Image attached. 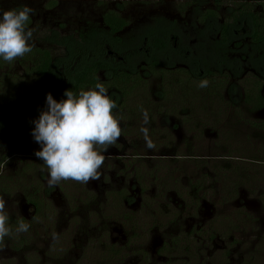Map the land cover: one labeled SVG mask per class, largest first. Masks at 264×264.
I'll return each mask as SVG.
<instances>
[{"label":"rangeland","instance_id":"1","mask_svg":"<svg viewBox=\"0 0 264 264\" xmlns=\"http://www.w3.org/2000/svg\"><path fill=\"white\" fill-rule=\"evenodd\" d=\"M261 1L195 0L194 3L186 4L179 0H0V11L24 6L33 10L26 25V29L32 31V39L27 43L32 50L46 49L54 62L53 77L42 82L32 71L36 58L30 52L11 62L0 60V201H3L7 213L6 226L11 229L9 235L0 239V264H165L166 259L179 258L181 248L169 246L170 253L179 254L175 253L173 258L172 255L168 257L170 253L158 254V249L163 242H167L168 234L174 237L181 233V227H186L192 217L206 223L199 237L202 243L196 245L205 257L204 263L240 264V261L249 257L256 259L258 255L264 260V199L258 202V195L264 194V180L259 183L260 189L254 195L241 189L237 198L228 203L221 202L219 187L212 186L205 200L196 207L192 202L185 203L183 195H175L173 181H153L149 177L145 195H156L155 202L158 204L151 208L158 209L155 211L157 213L159 210L165 211L164 206L170 204L172 209L183 213L173 225L167 223L169 217L155 214L153 223L144 212L137 213L141 218L137 221L133 241L128 242L127 227L124 229L120 226V221L123 209L128 210L129 204L125 201L122 206L115 204L118 209L109 199H104L101 192L102 187L118 190L128 186L119 182L121 162L112 163L104 159L97 178L90 179L86 184L68 179L49 185L47 168L34 155V151L39 150L30 135L34 125H18V115L25 119L20 111L13 120L17 109H29L44 98V89L52 90L53 98L63 97V92L70 89L69 79L65 77L66 74L61 77L64 73L61 70L69 69L70 63L67 61L71 54L76 53L75 49L81 51L75 64L76 70L99 58L104 59L101 56L108 55V51L120 54L128 47L140 46L142 41L145 44L141 50L134 52L135 57L130 60V66L137 67L154 55L163 65L192 68L198 65V59L206 57V60L208 56L216 59L210 43V40L213 42L216 39V32L210 33L207 40L197 36L198 30L204 27L198 21L205 9H214L216 12L217 19L206 24L212 29L217 28V20L223 19L233 5L240 2L259 5ZM108 10L118 13L127 21L126 28L118 34L119 43L109 38L102 23V15ZM246 28H249V22L240 20L231 29L232 39H241ZM99 37L106 39L110 45L103 52L105 55L99 54ZM154 38L163 40V50L150 49L149 44ZM173 43L175 48H172ZM200 43L204 44L203 49ZM247 54L248 57L239 60L243 75L248 76L253 71L264 74V64L261 65L264 58L256 57L255 52L252 56ZM216 61L210 62V67H220V61ZM227 78L231 83L232 79L229 76ZM239 83V87L231 92L228 87L220 90L221 100L215 98L200 106L196 102L197 98H194L195 101L189 102L187 107L182 104L186 112L193 110V114H190L193 117H188L187 129L192 127L193 120L200 123L197 128L199 132L194 130L185 135L183 129L186 127L179 120L183 110L178 107L177 100H180L181 95L189 96L175 89L177 85H174V77L170 74L161 81L155 76H148L144 86H138L130 96V101L126 102H131L137 108L133 130L138 138L133 136L131 141H124L119 136L116 142L123 146L124 142L126 146L129 143L135 145L132 151L148 154L144 164H158L162 166L158 172L162 178L172 173L181 182L185 177H197L206 167L203 162H230L243 156L264 158V109L252 110V104L245 103L243 90L246 86L241 81ZM189 84L188 80L183 82V86ZM169 90L174 93L170 94ZM160 93L166 96L165 101H161ZM108 95L116 104L118 97ZM158 105L181 114L172 116V119L163 118L155 112ZM199 106L201 108H195ZM112 111L119 125H122V118L117 117L120 112ZM145 113L147 123H144ZM176 124L180 127L172 133V126ZM148 129H165L148 141L152 144L151 148L141 142L147 136ZM126 146L121 148L120 154H130L131 149ZM190 154L198 158L191 160ZM131 180L136 184V180ZM224 185L228 190L230 183ZM208 186L205 184V188ZM33 200H39L44 206L38 213L34 212L29 202ZM133 201L131 199L130 203ZM240 202L247 209L246 215L235 212ZM255 206L258 207L256 210L251 209ZM104 218H108V223L106 230L101 231L99 221ZM213 219H216L214 224ZM20 222L29 225L26 232L15 231ZM211 228H216L217 237L208 242L207 232ZM122 237L126 238L122 240ZM231 240L234 242L231 243ZM20 242L22 244H18ZM202 254L199 258H202ZM187 263L201 264L192 257Z\"/></svg>","mask_w":264,"mask_h":264},{"label":"trees","instance_id":"2","mask_svg":"<svg viewBox=\"0 0 264 264\" xmlns=\"http://www.w3.org/2000/svg\"><path fill=\"white\" fill-rule=\"evenodd\" d=\"M259 5H253L251 3H243L239 4L237 8L233 11H230L231 13L226 16L225 22L222 24L221 30L224 31V36H226V30H229L231 23H235L236 20L241 19V17L246 16L248 21L250 22V30H251V41L254 46H260L261 43L263 45V52H264V0L258 3ZM259 7L257 10L255 7ZM257 7V8H258ZM216 16V12L211 10H206L203 15L202 19H207L208 17ZM29 23V20L27 24ZM102 23L107 28L106 34L109 36V38L116 40V34L118 31H120L125 25L126 21L116 12L108 10L102 15ZM109 44L106 41V39L99 37V54H104L106 50L109 48ZM156 46L159 47V44L157 43ZM76 53L71 54L68 64L69 69H63L61 70L62 73L61 77H63L65 74V77L69 79L70 84V90H72L74 93H78L82 88L87 90L89 87H93L95 83L99 82V71L104 70L106 75V81L104 85L108 88L115 89L120 96H122L123 101L125 102L127 100L128 96H131L136 88L140 86L141 82L145 83V80H143L142 76L140 75V72L137 70H131L128 69L125 71L123 68H120V66H114L111 63L108 64L107 61H92L89 62L82 67H80L78 70L75 69V64L78 62L77 57L80 56V50L75 49ZM109 52V51H108ZM34 58H36L35 63L33 65L32 71L37 74V76L41 79V81H47L48 79L53 77L54 73V62L51 58L49 52L46 49H31L30 53ZM105 55V54H104ZM107 56V55H105ZM100 59V58H99ZM114 58L111 59V62ZM72 61V63L70 62ZM159 63L156 59L152 60L151 63H149L146 67L149 70L150 76H155L157 79L162 80V78L168 76L167 71L164 70L162 67H159ZM158 67V68H157ZM72 69V70H71ZM67 72V73H66ZM188 75H191L190 73H187ZM187 75V76H188ZM187 76L184 74L181 75V78L174 79V84L177 86H180L178 90L184 91V94L187 95L185 92L187 91H193L194 95L190 96L189 102H194V98H197L196 102L200 103V106H203L205 101L218 98V100H221V94L220 90H222L225 85L224 81V73H221L220 76L217 75L214 72L207 71L205 74L199 78L194 80L195 82L189 84L188 86H183V82L187 80ZM215 77V78H213ZM201 81H207L206 87H199V83ZM264 81V78H262L261 81H257L256 79L253 80L251 83H249L248 80L243 84L245 86L243 90V98L245 103L252 104L251 108L252 110H256L257 108L264 107V96L261 94V87ZM234 89V86L231 88ZM170 94L174 93L173 90H169ZM59 93H62L61 91H58ZM47 93L52 94V90H49V88L44 89L43 97L42 99L38 100L37 103L33 106H30L29 109L26 108L25 110L17 109L16 113L13 114V120L16 117V115L20 114L25 115V119L23 117L19 118V115L17 116L18 125L25 126L24 124H33L31 123L32 120L38 117L40 110H42L45 107V96ZM169 94V95H170ZM189 96V95H188ZM213 96V97H211ZM62 97L54 98V99H61ZM221 98V99H220ZM200 100V101H199ZM217 100V99H216ZM215 100V101H216ZM180 102V101H178ZM219 102V101H216ZM179 104V103H178ZM191 106V104H190ZM195 107V108H201V107ZM180 109L183 110L182 114L179 116L181 123L186 127V129H183L185 135L190 134V132L197 130L199 132L198 126L200 123L197 121L192 122V127L187 129V123H188V117H193L190 114H193L192 112L187 111L186 108L187 105L183 108L182 106H178ZM137 108L133 111H136ZM169 110L173 112V114H176L175 111L169 108H165L163 105H158V108L155 112L157 114H166L169 113ZM154 112V113H155ZM23 118L24 120L21 121ZM27 126V127H31ZM165 129H148V136L152 139L154 136H157L158 133L164 132ZM138 154V153H136ZM175 155H182V154H175ZM190 159L192 158H198V157H192L190 154ZM241 158L245 160H240ZM151 159V158H150ZM160 159V158H159ZM196 160V159H194ZM198 160V159H197ZM224 160V159H223ZM147 161V160H145ZM233 161V162H232ZM230 162L228 161H217V162H203V165L206 167H203L200 174L196 177H185L182 179V182L179 181L178 177H173L172 173H169L167 175H164V178L161 177V175L158 173L159 169L162 168V166L158 164H152V165H146L144 164V160L136 159L135 162H128L127 165H124V169H122V172H128L127 175H133L134 179L136 180V183L139 186L140 193H141V204H140V210L133 213L132 211H129L127 209H123L124 211L121 214L120 221L121 226L125 229L128 235V242H132L134 235L136 233V227H137V221L141 218L139 216V213L144 212L147 214L148 218H150L151 222H155V214L157 216L162 217H169L170 219L167 220V223L170 225H173L174 221L176 222V219L182 216V211H179L177 208V211L175 209H172L170 204H166L164 207V210H159L157 213L155 212L158 209H152L151 206L156 207L158 204L155 202L156 195H150L147 196L146 191L148 190L147 187V179L150 177L153 181H160V179L173 181L172 186L175 195L179 197L180 195H183V201L186 202H192L193 205L196 207H199L201 205L202 201L205 200V196L210 192L213 188L212 186H215L216 188L220 189L222 193V203H228L235 198H237L239 191L242 189L245 192H248L249 195H254L255 192H257L260 189L259 183L264 180V158H251V157H240L237 160H232ZM131 163V164H130ZM134 163V164H133ZM209 165V166H208ZM229 182L230 186L228 190H226L225 183ZM220 183V186L218 185ZM205 184H207L208 188H205ZM179 189L183 191H179ZM177 190V191H176ZM226 190V192H225ZM251 195V196H252ZM258 198L260 200L264 199V194L260 193L258 195ZM104 199H109L112 204H116L117 206L124 205V200L127 199V191L124 188L118 189V190H108L104 194ZM200 201V204H199ZM31 202L32 207L34 208V212L38 213L42 209V206L39 200H33L29 201ZM115 205V206H116ZM116 206V207H117ZM118 208V207H117ZM119 209V208H118ZM161 211V212H160ZM236 214L239 215L240 211H235ZM138 213V214H137ZM180 213V214H179ZM177 214L178 217H177ZM137 219V220H136ZM108 218H104L102 220L101 224V231H105V226L108 223ZM216 219L212 220V224H214ZM150 222V221H149ZM231 223V222H229ZM233 224V223H231ZM208 225V224H207ZM104 226V228H103ZM210 226V225H208ZM10 227V226H8ZM203 231V228L198 229H192L189 234L185 233V230L183 227H181L180 232L178 234H175L174 237H171V234H168L169 239L167 242H163L160 248L158 249V254H169L168 251L169 246L174 245L176 248H181L179 253V258L166 259L165 264H188L189 258H193L195 261L199 259L200 254H202L201 250L196 248V245L199 244V242L202 243L201 240H196L198 236H201V232ZM195 234V236H193ZM207 240L210 242L214 238L217 237V230L216 228H211L210 231L207 232ZM195 239V240H194ZM207 243V242H206ZM18 244H22L21 242ZM175 248V250H176ZM171 250V249H170ZM119 252V250H118ZM178 252L170 253L168 257L173 258V255ZM203 255V254H202ZM186 256V257H185ZM205 257L202 256L201 263H204Z\"/></svg>","mask_w":264,"mask_h":264},{"label":"clouds","instance_id":"3","mask_svg":"<svg viewBox=\"0 0 264 264\" xmlns=\"http://www.w3.org/2000/svg\"><path fill=\"white\" fill-rule=\"evenodd\" d=\"M32 11L27 6L0 11V60L11 62L31 51L27 42L32 39V31L26 25ZM198 86L206 87L207 81ZM115 108L101 82L78 93L66 89L59 100L46 94L45 107L32 120L30 135L39 146L34 155L47 168L49 185L68 179L86 184L97 178L105 159L103 153L121 134L119 121L112 112ZM146 146L151 148L152 144ZM6 220L4 203L0 201V239L11 232ZM28 228V224L20 222L15 231L26 232Z\"/></svg>","mask_w":264,"mask_h":264},{"label":"flooded vegetation","instance_id":"4","mask_svg":"<svg viewBox=\"0 0 264 264\" xmlns=\"http://www.w3.org/2000/svg\"><path fill=\"white\" fill-rule=\"evenodd\" d=\"M179 1H183L186 4L187 3L190 4V3H194L195 0H179ZM243 3L246 4L249 2H240V3H237V5H233V7L229 8V10L226 13V15L224 16V18L221 20H217L218 21L217 28L210 29L206 26V24L210 20L217 19L216 18L217 16H211V17H208L207 19H202V15L206 10H211V11L215 12L214 9H205L199 15V21L198 22H201V24H203L204 27L200 31L198 30L197 36L203 37V38L205 37V40H207L206 38L209 39L210 33L216 32V35H217L216 39L213 42L210 40V43L212 44L211 45L212 49L210 47L209 48L207 47L208 49H211L213 51L214 56H216V59L215 58L213 59L212 56H208L209 58L207 57L206 60L204 59L206 57L198 59V61H197L198 65L193 66L192 68H189V67H185L182 65H175V66H166L165 64L163 65V63L157 57H155L154 55L153 56L151 55V56H149V59L146 60V62L139 64L137 67H132V66H130L129 62L133 57H135L134 52L136 50L142 49V46L145 44V41L144 42L142 41L140 46L138 45V47H128L124 51H121L120 54L117 52H110L109 51L107 56H105V57L103 55L101 56L104 59L101 58L99 60H101V61H107L108 60L107 61L108 64L111 63L114 66H120V68H123L125 71H127L128 69H131L132 71L137 70L138 72H140V75L142 76L143 80H146L147 77L150 76L149 75L150 69H148L146 66L149 63H151V61L154 59H156L158 61V63L160 64V66L164 70L167 71L166 73H168L172 77H174L175 81H176V79L181 78V75L184 73L186 76L188 75L187 73L191 74V75L187 76V80L190 83H193V82H195L194 80L201 78L205 74V72H207V71L214 72L219 76L221 73H224V76H223L224 81H225L224 85H225V87L229 88V92L237 89V87H239L238 84H240L239 83L240 81L242 82V84H244L246 82V80H248L249 83H251L255 79L257 81H261L262 78H264V74H260L259 72L253 71V72H249L248 76L243 75V69L241 68V63L239 61L240 58L243 60L244 58L248 57L247 52L249 53V56H252L253 52H255L256 57L259 56L261 58H264L262 43L258 47V46H254L252 41H251V38H250V35H251L250 22L248 21L247 17L243 16V17H241V19L236 20L235 23H231L229 30H226V36H224V33H223L224 31L221 30L222 24L226 20V16L231 13L230 11L235 10L239 4H243ZM251 4L254 5L255 3H251ZM242 19H245V21L249 22V28H246L245 29L246 31L244 30L245 33H243L244 35L241 39H239V40L232 39L231 35H233V34H232L231 29L233 27H236L237 23ZM124 20L126 21V19H124ZM126 26H127V21H126V25L120 31H118L116 34V40L115 41H117L118 43H119L118 34L121 33L126 28ZM175 42H177V38H175ZM157 43L159 44V47L156 46ZM149 45H150V49L153 48L154 50H159V51L163 50L165 48V44L163 43V40H160L157 38L152 39ZM199 45L203 49L204 44L200 43ZM172 48H175V43H173ZM204 50L206 51L207 49H204ZM206 53H208V52H206ZM128 57H130V58H128ZM112 58H114V59L111 62ZM217 59H218V61H220V63L218 62V64H221V66L220 67L219 66L218 67H215V66L210 67L211 66V65H209L210 62L214 63ZM109 61H110V63H109ZM263 64H264V61L261 65H263ZM226 74H228L227 76H229L232 79L231 83L229 80H227L228 78H227ZM106 75H107V73H105L104 70H100L99 71V82L104 84L106 79H107ZM213 78H215V77H213ZM262 82H263V84L261 87V94H262V96H264V93H263L264 81H262ZM140 86H144V81H143V83L140 84ZM233 86H234V89H231ZM179 87L180 86H176L175 89L178 90ZM105 88L107 89L109 94H112L113 96L118 97L117 102H116V108L113 110L120 112L117 115V117H121L122 121L124 122L122 125H119L120 129H121L120 137L123 138L124 141L125 140L131 141L133 139V136H136V138H138V135L133 130V129H135V119H134V117H135L134 112L135 111H133V110H135L136 107H134V105H131V102L129 104L126 103V102L130 101L129 100L130 96H128L127 100L124 102L122 96H120L119 93L115 89L108 88L106 86H105ZM179 91L184 93L183 89L179 90ZM185 93L187 95H189V97H185V96L181 95L180 100H177V101H180L178 104L179 106H182V104L184 106L187 105L188 101L190 100V96L194 95L192 90L187 91ZM160 96H162L161 101L166 100L165 99L166 96H164L162 93H160ZM135 101L136 100H134L132 102L134 103ZM261 109H264V107L257 108L256 111L261 110ZM179 114H181V112H179ZM179 114L178 113L173 114V112H171L169 110V113L166 114V112H165V115L162 113V114H160V116H162L163 118H171L172 119L173 118L172 116L176 117ZM179 120H180V118H179ZM176 121L179 125L178 120H176ZM180 122H181V120H180ZM178 125L176 124L175 126H172V129H171L172 133L175 129L180 127ZM144 137L145 138L142 139L141 142L148 143V141L151 139L150 136H148V134H147V136H144ZM124 141H122V142H124ZM124 145L126 146L125 142H124ZM121 146H123V145L119 142H116L113 145H110L108 147V150H107L106 154L104 155V157L106 160L109 159L112 163L113 162L114 163L119 162V161L121 162V166L119 167V172H120L119 174H121L119 177V182H121L123 185H125V184L128 185L126 187L127 189L125 188L127 191V199L124 201L127 203V205L129 204V206H130L128 208V210L135 213L136 211L140 210V204L142 201L140 189H139L138 184L137 183L134 184L133 180H131V179H134L133 175L132 176L127 175L128 172L132 169L128 170L126 173L122 172V169H124V165H127L128 162H133V161L135 162L136 159H140V160L146 159V157H147L146 155H148V154L145 155V154H140L138 152L132 151L135 148V145H132L131 143H129V145L126 146L127 148L131 149L130 154H120L121 148L123 149L125 147V146H123V147H121ZM136 153H138V154H136ZM148 159H150V158H148ZM133 184H134V186H133L134 189L131 188ZM101 190H102L101 192H103V195H104L105 192H107L109 189H107V188L104 189L102 187ZM105 190H107V191H105ZM99 194H100V191H99ZM246 196H247V193H246ZM131 199L134 200L133 203H130ZM125 202H124V204H125ZM258 202L261 203L259 198H258ZM239 205H240V207H238L237 209H238V211H240V214L246 215L245 210H247V209L245 208V206H243V204L241 202L237 203V206H239ZM257 208L258 207L255 206L251 209L256 210ZM99 222H100L99 226L101 227L102 220ZM190 223H191V225H190ZM190 223H188V225L186 227H184L185 233H187V234H189V232L192 229H198L199 230L200 228H203V226H205V224H206L205 222L201 223L200 220L196 221V219H194L193 217L191 218ZM121 233H124L123 230H121ZM123 235L125 236V234H123ZM128 236H127V238L122 237V240L126 238V240L128 241ZM193 236H195V234H193ZM199 237L200 236H198L197 238L199 239ZM117 239L121 240L120 237H118ZM215 239L216 238H214L213 240H215ZM233 242L234 241L231 240V243H233ZM259 256L260 255H258L256 259H254L252 257L246 258L245 260L240 261V264H262V263L264 264V260ZM197 261H199L201 263L202 258H199ZM201 264H206V263H201Z\"/></svg>","mask_w":264,"mask_h":264}]
</instances>
